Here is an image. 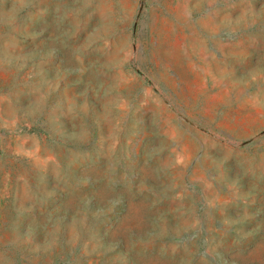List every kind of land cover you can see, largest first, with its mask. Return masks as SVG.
<instances>
[{"label": "rangeland", "instance_id": "374dc122", "mask_svg": "<svg viewBox=\"0 0 264 264\" xmlns=\"http://www.w3.org/2000/svg\"><path fill=\"white\" fill-rule=\"evenodd\" d=\"M0 264H264V0H0Z\"/></svg>", "mask_w": 264, "mask_h": 264}]
</instances>
